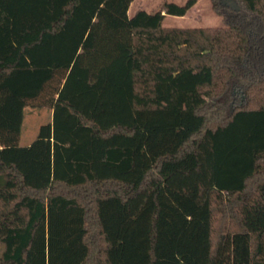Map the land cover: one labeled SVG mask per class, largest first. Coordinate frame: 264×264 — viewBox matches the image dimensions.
Returning <instances> with one entry per match:
<instances>
[{
	"label": "trees",
	"instance_id": "1",
	"mask_svg": "<svg viewBox=\"0 0 264 264\" xmlns=\"http://www.w3.org/2000/svg\"><path fill=\"white\" fill-rule=\"evenodd\" d=\"M132 2L0 0V264H264V0Z\"/></svg>",
	"mask_w": 264,
	"mask_h": 264
},
{
	"label": "rangeland",
	"instance_id": "2",
	"mask_svg": "<svg viewBox=\"0 0 264 264\" xmlns=\"http://www.w3.org/2000/svg\"><path fill=\"white\" fill-rule=\"evenodd\" d=\"M188 0H133L128 11V16L132 15L137 11H145L147 13L155 12L159 9L162 3H174L178 5H183ZM194 6L187 12L183 17H171L167 16L163 21V27H177V28H209V27H222L221 18L216 16L212 9L209 0H194ZM198 79L196 77H191L187 75H179L177 77L168 80V87H164V92L171 91V86H176L179 93L175 97L184 98L186 101H192V87ZM182 96V97H181ZM52 123V112L49 109H32L26 108L24 113V121L21 127V136L19 145L20 147L29 146L38 136L39 129L41 126ZM2 178H0V183ZM233 199V197H232ZM226 202L224 196L214 194L212 197V206L214 211L211 216V226L213 230H217L220 220L223 215V210L221 209L222 204ZM254 209L260 207L264 208V198H259L255 200ZM238 212V216H242V211L240 208L235 211ZM223 229L226 231H235L237 226L231 218H227ZM2 244L0 243V255L2 253Z\"/></svg>",
	"mask_w": 264,
	"mask_h": 264
},
{
	"label": "crops",
	"instance_id": "3",
	"mask_svg": "<svg viewBox=\"0 0 264 264\" xmlns=\"http://www.w3.org/2000/svg\"><path fill=\"white\" fill-rule=\"evenodd\" d=\"M181 18H183V17H181ZM177 28V27H176ZM209 28H214V27H209ZM24 121V120H23ZM20 146V145H19Z\"/></svg>",
	"mask_w": 264,
	"mask_h": 264
}]
</instances>
